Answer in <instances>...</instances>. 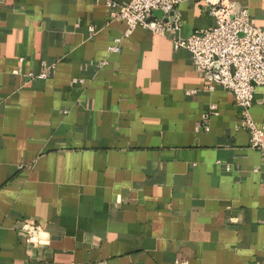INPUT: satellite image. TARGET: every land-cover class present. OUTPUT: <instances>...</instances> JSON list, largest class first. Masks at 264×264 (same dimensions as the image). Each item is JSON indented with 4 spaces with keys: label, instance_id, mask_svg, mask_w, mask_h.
<instances>
[{
    "label": "crops",
    "instance_id": "crops-1",
    "mask_svg": "<svg viewBox=\"0 0 264 264\" xmlns=\"http://www.w3.org/2000/svg\"><path fill=\"white\" fill-rule=\"evenodd\" d=\"M230 1L264 26V0ZM107 2L0 0V264H264V153L234 95ZM209 9L181 0V35Z\"/></svg>",
    "mask_w": 264,
    "mask_h": 264
},
{
    "label": "built area",
    "instance_id": "built-area-1",
    "mask_svg": "<svg viewBox=\"0 0 264 264\" xmlns=\"http://www.w3.org/2000/svg\"><path fill=\"white\" fill-rule=\"evenodd\" d=\"M180 1L130 0L126 4H119L108 0L107 5L114 20L127 23L123 37L130 36L138 26H142L154 33L169 36L177 49L188 50L195 67L206 79V90L213 92L217 86H221L232 92L241 108L238 128L247 130L251 147L264 153V125H257L251 114L256 91L264 86V26L256 25L248 9L230 0H206L215 24L185 37L181 35ZM156 10L163 12L161 18L154 17ZM91 31H95V28L91 27ZM121 39H116L111 50H119ZM40 77H46V73L43 72ZM215 109L216 105L211 104L203 116L205 123L202 126L206 131L210 130L208 121ZM35 231L37 226L32 224L29 234Z\"/></svg>",
    "mask_w": 264,
    "mask_h": 264
},
{
    "label": "water",
    "instance_id": "water-1",
    "mask_svg": "<svg viewBox=\"0 0 264 264\" xmlns=\"http://www.w3.org/2000/svg\"><path fill=\"white\" fill-rule=\"evenodd\" d=\"M173 13H171L172 15ZM154 17L161 18L163 16V12L161 10H156L153 13Z\"/></svg>",
    "mask_w": 264,
    "mask_h": 264
}]
</instances>
